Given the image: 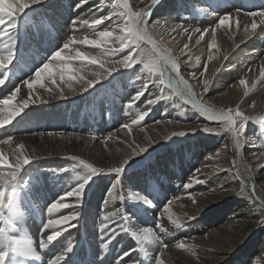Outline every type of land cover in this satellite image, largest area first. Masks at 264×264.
Masks as SVG:
<instances>
[{"label": "bare ground", "instance_id": "obj_1", "mask_svg": "<svg viewBox=\"0 0 264 264\" xmlns=\"http://www.w3.org/2000/svg\"><path fill=\"white\" fill-rule=\"evenodd\" d=\"M131 1L133 4V6L130 4L133 7L131 12H134L142 6H146L150 0ZM181 1H183L182 6L180 5L181 12L184 14H188L192 8L195 11L196 7L198 8L197 11L201 15L200 23L195 26L196 20L194 24L189 23L190 21L187 22L188 20L182 21L178 14L180 8L175 7L176 0H157L153 7L151 6L150 17L152 19L146 28V35L153 42L151 43L152 47L155 44L161 50V54L170 55L177 61L180 73L188 80L192 90L198 94L201 93V99L196 98L214 112L238 108L250 119H257L264 115V76L261 75V70L264 69V25H260L255 32L248 36L244 35L243 30V25L251 22V18L244 16L243 13L264 10V0L255 4L252 2L251 6L247 4V0ZM77 3L79 0H43V3L27 10L34 12L36 18L34 23L25 25L21 20L23 15L19 18L16 32L19 44L15 49L20 48L22 44L23 47L20 58L14 59V61L17 62V66L20 65L21 73H16V79L13 81L20 88L18 94L29 95V91L22 81L34 75L35 70L40 66L41 50L48 54L50 48L54 47L53 50H55L68 41H66L67 38L64 39L67 28H71L68 31L70 32L69 37L83 38L84 35H88L90 38L94 37L92 30L86 26L81 27L79 23L73 26L71 21L74 18L90 20L100 16H111L112 19L105 20L98 30L110 26L116 28L114 21L118 19L123 25L126 19V17H119L120 12L115 14L112 0H88V3L81 8L75 7ZM112 6L114 8L109 9ZM183 7H185V12L182 11ZM38 12L50 18L53 23L54 29L52 28V30L56 36H50L47 44H42L39 39L43 35V29L40 23L41 19H38L37 16ZM225 14H231L233 18L238 17L241 27L237 29L235 23H232L231 28L217 27L219 17ZM183 19L186 18L183 17ZM157 21L160 23L157 24ZM56 27L59 28V30L57 28V33ZM212 28H216V48L209 50L208 44L212 40ZM196 29L201 30L203 38H201V32L195 31ZM205 29L207 31H204ZM22 33L26 34V37ZM56 37L62 43L61 45L55 43L54 38ZM198 40L199 43H197ZM4 42L0 40V45ZM33 43L38 44L37 50L33 48ZM185 44L189 45L188 49H184ZM75 48L92 54H99L101 51L90 46L73 45L72 55L75 54ZM53 50L48 55H52L55 52ZM210 54L214 57L213 60H208ZM18 55L19 53H15V58ZM37 56L39 58L36 61ZM122 57L123 54H117L113 59ZM74 63L77 67L81 66L79 62ZM205 64L208 65L207 72L204 71ZM122 70L123 68H119L117 74ZM94 71L103 72L98 65H84L85 75ZM167 72L176 78L170 68H167ZM146 76V74L141 76L139 90H142ZM206 78L209 81L214 79V82L212 87L209 82L211 87L209 94L203 95V80ZM240 79L246 81L247 95L244 94L245 86L239 84ZM104 80L97 83L94 88L98 89ZM9 81L10 78L5 87L6 94L10 95L17 87L14 84H9ZM44 83L46 87L52 88L53 93H46L43 91L45 88L42 89L39 85H35L34 98L32 99H35L38 94L41 99L48 102L43 104L37 102L30 105L22 117L16 118V122L13 121L5 129H0V140L12 137L11 145L0 144V150H3L6 155L18 144L23 143L25 151L35 159L46 157L53 163V161L61 162L60 159L63 156H79L99 168L107 169L118 166L136 145L146 146V152L130 161L127 166L129 168L130 164H136V161L147 152L171 138L173 133L202 130L205 126H210L199 117L200 113L196 110V113L187 112L189 121L182 118L186 112L182 111V108L175 107L177 101L161 99L155 105H147L148 99H155L161 95V86L157 87L153 84L138 100L141 110L148 112L145 117L147 126L140 131L131 129V134L128 129H121L118 125L108 129L103 118L97 119L87 115L83 120L76 107L78 103L90 101L89 97L92 95L93 88L87 92H80V85L74 83L76 91L69 93L68 89L64 88L67 98L58 99L53 96L58 95V86L63 87L59 79H57V85H52L49 81ZM181 90L186 92L183 85H181ZM198 94L196 95L199 96L200 94ZM8 111L9 109L4 106L5 115ZM137 116L118 114L117 117L124 119L125 123H130L129 121ZM94 119L96 124H99L97 125L99 131L105 134L103 138L93 140L91 135L86 134L87 129H92L95 126L92 124ZM157 121L160 123H156ZM248 128V132L245 131L247 133L243 135L244 142L239 149L235 146L231 132H226L223 136L220 135L221 133L218 135L217 133L204 132L193 137L194 143L186 144L181 148L182 151L186 150L192 159L194 157L197 159L195 164L174 163L178 164L176 170L175 165H170L173 161L169 157H161L147 163L142 170L135 169L127 173L123 177V184H121L120 178V183L116 184L115 188L112 187L115 177L100 182L103 186L102 189L100 188V193L99 189L91 193L87 188L88 184L78 206L76 202H73L75 201L74 197L65 198L62 202L73 207L59 209L51 214V218L58 219L63 215H71L75 211L79 213V217L71 222L75 224V227L68 228L58 240L44 250L39 249V239L42 223L49 216L47 205L60 199L66 190L76 187L77 181L64 178V181L53 182L47 179L33 185L17 205L20 211L18 216L22 214L24 217H22L21 226L17 225L20 228L18 227L16 230V224L11 219L12 225L9 231L13 236L19 235L31 240L41 255V260H28L21 264H47L48 259L60 254L68 243H72L74 248L64 264H117L121 257L124 264H134L136 261H139L140 264H149V258L150 264H155V256L158 254L161 255L165 264H264V261L259 260L264 254V226L258 235L254 234L260 225H263L261 220L264 215H261V211L254 212V199V201L249 197L243 200L235 199V195L242 190L244 184L245 186L249 185L250 189L256 195H260L264 201V148L261 147L264 139L254 127ZM50 132L54 135L49 136ZM77 136L80 138L77 139ZM109 136L112 138L107 141V144L102 143V140ZM146 137L154 142L149 145ZM165 137L169 138L165 139ZM168 148L164 145L161 149ZM182 151H180L181 156L184 154ZM170 153L172 156L178 155L177 148ZM9 159L10 161L12 159L10 155ZM32 165H34L33 162L19 176ZM214 168L231 169V172H216L213 170ZM197 169H200L199 173L196 172ZM193 176L203 180L204 184L195 183L191 188L185 189V181L188 182ZM230 176H238V178H229ZM152 178L159 186L161 184V189L156 188L155 193L154 189L151 193L145 184L147 179ZM98 186L99 184H97ZM109 189H111V193ZM225 189L229 191H225ZM189 193L195 198L196 203L188 199ZM141 196L153 204L149 206L142 201L137 202L136 197ZM106 199L107 203H105ZM124 201L130 202L131 206L123 207ZM168 201H172L170 205L172 219L179 218V226L176 225L174 228L173 231L176 232L169 230L165 234L158 230H161L160 226L163 225V222L170 220L168 214H162L163 207ZM261 205L264 206V203ZM26 211H29L28 217ZM104 216H108L109 219L105 220ZM121 217L129 218L127 226L119 232L115 239L112 240L110 237L104 239L108 232L121 222ZM33 218H40L41 223L35 222ZM102 225H108V229H103ZM146 229L154 237L158 238L159 235L163 241L160 245V241L156 239L141 240L144 243L145 253L141 256L137 241L131 232H138L143 236ZM51 232L52 230H48L44 237L46 238ZM179 242H183L186 248L178 249L176 244ZM104 243L109 244L107 249L102 247ZM162 244H167L168 247L161 253ZM124 252L131 254L123 256Z\"/></svg>", "mask_w": 264, "mask_h": 264}, {"label": "snow or ice", "instance_id": "obj_2", "mask_svg": "<svg viewBox=\"0 0 264 264\" xmlns=\"http://www.w3.org/2000/svg\"><path fill=\"white\" fill-rule=\"evenodd\" d=\"M152 5H154L157 0H151ZM43 3V0H0V40L5 41L0 45V88H3L8 83V69L9 66L15 59V48H16V32L18 28L19 18L26 12V10L34 7L37 4ZM88 3V0H79V3L75 5L76 8L83 7L84 4ZM114 5H120L125 9L124 12L119 13V17H126L123 25L120 24L117 19L114 21L116 28L105 27L103 30H98V26L102 25L105 20H111V16H100L99 18L83 19L74 18L72 20V25L75 26L77 23L81 27L86 26L88 29L92 30L94 37L90 38L88 35H84L83 38L77 36L69 37L68 41L63 44L62 48L56 50L46 62L42 63V66L38 67L34 75L29 79L22 81L29 91V98L23 99L18 103H12L16 100L17 93L20 92V88L17 87L11 92L10 95L3 99H0V129H5L7 125L13 123L17 117H22L26 110L29 109L30 105L36 104L37 102L43 104L47 103V100L41 99L39 95L32 99V94L34 91V86L39 85L41 88H45V91L52 94V88H48L45 85V81H49L52 85H57V79L63 87H57L58 95H54L53 98L66 99L67 96L64 92V88L68 89L69 93L76 91L74 87L75 84H79L80 92H87L89 89L94 88V86L101 80L107 79L119 68L131 69L137 63H142L141 72L147 73L145 77V83L142 86V90L136 92L132 101H138L141 96L148 91L151 85L157 87L164 86L176 95L179 96L185 104L191 105L193 109L200 113V115L207 118L209 122L219 121L223 125L222 131L231 132L232 138L235 142L237 149L241 147L243 143V134L246 130V124L249 121V116L245 115L238 108L236 110L228 109L227 111L221 110L219 112H214L211 108L206 107L197 98L195 92L192 90L191 85L188 80H186L180 73L177 61L173 59L170 55L161 54V50L158 49L155 44L151 52H146L140 47V41L147 39L149 43H153L150 37L146 35V24L150 18V12L145 9L142 12H131L129 10V5L127 0L121 4V0H112ZM239 13V9L237 10ZM244 16L250 17V24L243 25L244 35H251L255 32L260 25H264V10L260 11H248L243 13ZM157 24L160 22L157 21ZM232 23H235L237 29L241 27L239 19L233 18L231 14H225L220 16L218 19L217 27H228L231 28ZM118 28V31H117ZM251 30V31H250ZM195 31L201 32L200 29ZM204 31H207L205 29ZM212 40L208 44L209 50L216 48V28L211 29ZM201 38H203V33L201 32ZM199 43V40L197 41ZM73 45H84L90 46L92 48L100 49L99 54H92L87 51H82L79 48L74 49V55L71 54ZM189 45L185 44L184 49H188ZM128 50L127 55H123L121 59H113L118 53H122ZM183 51V50H182ZM133 53H136L134 56ZM155 56L156 59L152 57ZM214 57L210 54L208 60H213ZM74 62H79L81 66H75ZM92 64L98 65L101 71L90 72L87 75L84 74V65ZM170 68L171 73L175 74L176 78H173L171 74L165 71V69ZM204 71H208V65H204ZM194 75V74H193ZM203 75V73H201ZM261 75L264 76V69L261 70ZM91 77V78H90ZM155 77V79H151ZM209 79L203 80V91L206 93L208 91ZM241 86L246 85L244 79L239 80ZM181 85L184 86L185 91L181 90ZM161 95L157 96L155 99H148L146 101L147 105H155L159 100L165 99L163 95L164 89L161 88ZM245 95L248 94V89L245 86ZM132 101L129 102L128 107L131 108ZM4 106H6L9 111L5 115ZM233 111L235 114L233 115ZM148 112L141 111L135 119L131 120V123H125L121 127L122 129H128L129 134H131V129L133 125H139L141 121L145 120ZM172 123V121H169ZM156 123H160L157 121ZM206 133H216V129L212 127L205 126L202 129ZM35 134V133H33ZM184 132L173 133L172 135H185ZM43 135V133H41ZM49 136L54 135L53 133H48ZM71 135V134H70ZM80 137L77 136V139ZM112 137H105L102 143L107 144V141ZM169 137H165L168 139ZM92 139L95 140L97 137L92 135ZM148 139V144L151 145L154 141L150 138ZM12 137L0 140V144L11 145ZM147 150L146 146L136 145L132 148L131 153L127 154L123 158L118 166L109 167L106 170L104 168L94 167L92 164H87L84 160L78 157H71L73 160H78L79 163L84 165L89 171L83 175L77 177V185L71 190H66L60 199L47 205V213L49 214L46 221H43L40 230L39 239V249L44 250L54 241L58 240L63 232L67 231L70 227H75V224L71 223L79 217L78 212H73L71 215H63L58 219L51 218V214L63 208L73 207L68 203H63L62 200L65 198H75L76 205L78 206L82 201L84 190L90 183L92 177L100 174L112 175L115 177L114 183L112 185L115 188L116 184L120 183V178L124 173L125 168L128 166L129 162L135 157L140 156ZM9 155L11 156V161L9 160ZM35 157L28 154L25 151V144L20 143L15 149L9 154H5L3 150H0V264H21V262L28 260L40 261L41 255L37 252L33 242L29 239H25L19 235L13 236L9 228L12 225L11 214L16 211V207L11 201H8L10 206V214L5 215L3 206L6 202V189L9 188L18 178L19 174L34 161ZM212 159V157H209ZM216 172L228 171L231 169L214 168ZM197 173L200 169L196 170ZM229 178H238L229 177ZM191 183H186L184 185L185 189L192 187L193 183H203L204 181L196 176L191 178ZM225 191H229L225 189ZM111 193V189H109ZM242 194V193H238ZM188 199L196 203L195 198L189 193ZM137 202H143L146 205L151 206V202L145 197H136ZM107 203V199L105 200ZM172 201L165 203L163 207L162 214H168V218L173 224L179 226V218L172 219V213L170 211V205ZM261 215H264V207L261 208ZM105 220H108V216H104ZM192 219V217H189ZM128 217H121V222L117 224L115 228H112L104 239L109 237L113 240L119 234V232L127 226ZM103 229H108V225H102ZM52 230L51 234L47 235L46 238L44 234ZM134 238L137 241L148 240V239H158L154 237L152 233L145 230L143 236L133 233ZM109 244L104 243L102 247L107 249ZM168 247L167 244H162L161 253L164 249ZM178 249H185L186 245L183 242L176 244ZM74 246L72 243H68L66 248H64L60 254L54 255V258H49L47 264H61L68 258V255L72 252ZM130 252H124L123 256H129ZM15 258V259H13ZM117 264H124L123 258H119ZM134 264H140L139 261L134 262ZM155 264H165L161 255L155 256Z\"/></svg>", "mask_w": 264, "mask_h": 264}, {"label": "rangeland", "instance_id": "obj_3", "mask_svg": "<svg viewBox=\"0 0 264 264\" xmlns=\"http://www.w3.org/2000/svg\"><path fill=\"white\" fill-rule=\"evenodd\" d=\"M127 1H128L127 3L129 5V8H130L129 10L130 11L133 10V7H131V6H133V4H131L132 1L131 0H127ZM258 1H261V0H250V1L247 0V4H249L251 6L253 4L252 2H254V4H255ZM122 2L124 3L123 0H121V4H122ZM176 2H177V4L175 5V7L178 6L177 8H180V13H178V14L181 17L182 21L183 20H188L187 22L190 21L189 23H193L194 24V21L196 20L195 21V24H194L195 26L197 25V23L198 24L200 23V21H201V15L198 13V11H197L198 8L197 7H196V11L192 8V9H190L191 11H189L188 14H184L183 12H181V6H182V2L183 1L176 0ZM206 2H208V1H206ZM130 4H131V6H130ZM119 6L118 5H114V7H115V14H118L117 12H124L125 11V9L123 7L121 8V6L120 7ZM151 6L153 7L152 2L150 0L146 4V6H142L139 9L135 10L134 12H142L145 9H148V11L151 12L150 11V10H152L151 9L152 8ZM114 7L112 6L109 9H112ZM255 7H258V6H255ZM183 8L184 9H182V11L184 10V12H185V7H183ZM178 11H179V9H178ZM39 12H38V15L37 16H38V19L39 18L41 19V22L40 23H41L42 29H43L42 30V34L43 35H42V37H39V39L41 40L42 44H47L48 38L50 36L55 37L56 35L54 36V33H53L54 30H52V28L54 29L52 20L50 18H47V17L43 16L42 13L39 14ZM49 16H52V15L49 14ZM174 16H175V14H174ZM183 17L186 18V19H183ZM154 18H156V16H154ZM202 18H205V17H202ZM35 19L36 18L34 16V12H31V11H27L26 10V12L23 14L21 20H22V24L28 25L30 23H34L35 22ZM84 19H87V18H84ZM150 19H152V18L151 17L149 18L148 23L151 21ZM148 23L146 24L147 26H145L146 28L148 27V25H150V23L149 24ZM100 26H102V25H100ZM100 26H98V29H99ZM57 28L58 27L55 28L56 29V33H57ZM70 29L71 28H67L66 29V32H65V35L62 34V35H64V39L67 38L66 41L69 39L70 32H68V31H70ZM58 30H59V28H58ZM22 34H23V36L25 35L24 37H26V34H24V33H22ZM56 38H54L55 43L58 44V45H61L62 43L59 41L58 37H56ZM37 42L39 43V41H37ZM16 44H17L16 46H18L19 42H16ZM32 45H33V48L34 49H36V50L38 49V44L37 43H33ZM22 47H23V44H22V46L20 48L15 49V53H19V55L17 56V58H15V60H17L18 58H20V52L22 51ZM140 47L142 49H144L146 52H151V50L153 48L152 45H151V43H149L146 39L140 41ZM60 48H62V45H61V47H59V48H57L55 50H53L54 47H52V48L49 49L48 54L52 50L54 52L56 50H59ZM127 52H128V50H125L124 52L118 53V54H123L124 55ZM48 54L45 53V51H42L41 50V58H40L41 62H40V66H42V63L43 62H46L47 59H49L51 57V55H48ZM133 55L135 56L136 53H133ZM22 58L25 59L24 57H22ZM38 58H39V56H37L36 61L38 60ZM152 58L153 59H156L155 56H153ZM19 66H17V62L16 61H13L12 64L9 66V69H8V80L10 78L9 84H14L13 81L16 79V73H18V72L21 73V70L19 69ZM142 66H143L142 63H137V64H135L133 66V68H131V69H123L122 70L123 72L121 71L118 74H117V71H116V73L114 72L111 76H109L107 79H105L101 83V86L98 89L93 88L92 89L93 90L92 95H90V97H89L90 98V101L89 102L78 103L76 105L78 111L81 113V116H82L81 118L84 120V118H85L84 116H87V115L89 117H96L97 119L103 118L104 121H106V126H107L106 128L111 129L114 125H118V127H120L122 129L121 126L123 124H125V120L124 119H118V117H117L118 114L119 115H122V116L129 115L131 117L133 115L134 116H137L139 114V112L142 111L141 110V106L139 105V101H132V98L135 96L136 92L139 91V89H140V87H139L140 86L139 81L141 79V76L144 75V74L147 75V73H143V72L140 71L141 68H142ZM165 71L167 72V69H165ZM154 79H155V77H153V80ZM211 80L212 81H210V84H211L210 86L212 87L213 82H214V79H211ZM14 86H16V84H14ZM210 86L208 87V91H207L208 93L207 92L206 93L203 92V95L209 94V92L211 91V87ZM161 88L164 89L163 95L166 97L165 99H162V100L163 101H172V100L173 101H177L175 107L176 108H182V111L186 112V114L183 115L182 118H186V121H189L190 120L189 119V114H187V112L190 111L192 113H196L195 109H193L191 107V105L185 104L184 101L181 98H179V96H176L171 91V89H168V88H166L164 86H161ZM133 89H134V91H133ZM43 91L46 92V93H48L47 91H45V89H43ZM6 93H7L6 87L1 88L0 89V99H3V98H5L6 96L9 95V94H6ZM185 93H187V92H185ZM195 93L198 94L197 92H195ZM199 94H198L199 96L196 95V97L199 98V99H201L200 98V97H202L201 96V93H199ZM27 95L28 94L22 95L20 93L19 94L17 93V98L14 101V103H18L19 101H21L23 99H28L29 98V95L28 96ZM32 98H34V94H32ZM130 101H132L131 108L128 107V104H129ZM199 117L202 118L207 123H209L210 126H208V127H215L216 130L221 129V130H219V132L216 131V133L218 135L220 133H221L220 134L221 136H223V135L226 134V132L222 131L223 125L221 124V122L215 121L213 123V122H209L207 120V118L204 117V116H202V115L201 116L199 115ZM14 122H16V120H14ZM129 122L131 123V121H129ZM145 122H146V119L144 121H141L138 126L137 125H133L132 126V129L138 130V131L143 130L147 126V124ZM92 124H95V126L92 129L91 128L87 129L86 134L91 135V136L92 135H95L97 138H103L105 134H103V133H101V131H99V127L97 126L99 124L98 123L96 124L95 119L93 120V123ZM248 127H250V128H253L254 127V129L256 130V132H258L259 135L262 137V139H264V115L257 117V119L256 118H254V119L251 118L250 119V122L249 123L247 122V124H246V130L245 131H247L249 129ZM247 132H245V133H247ZM184 133H186V134L185 135H182V136H179V135H173V136H171V138H169L168 140L164 141L162 144H159L158 146L154 147L152 150H150L149 152H147L143 157H141V159H139L138 161H136V164H133V165L130 164L129 165L130 166L129 168L126 167L127 169L124 170V173L121 176V184H123V180H124L123 177L127 173H129V172H131V171H133L135 169L142 170L143 168L146 167L147 163L152 162L153 159H160L161 157H169V159L171 161H173V163H171L170 165H175V169L177 168L178 164H174V163H178V162H188V163L195 164L197 159L195 157L192 159L191 155L188 154L186 150L182 151L181 148H182V146H184L186 144H191L192 142L194 143L193 137L198 136V135H201L202 133H204V131L203 130H195V131L184 132ZM245 133L243 135H245ZM261 141L262 140H260V142ZM188 142H190V143H188ZM243 142H244V140H243ZM164 145L165 146H168L169 148L168 149H165V150L161 149L162 147H164ZM262 146L264 148V142L261 145V147ZM175 148H177V154L178 155L172 156V154L170 152L172 150H174ZM180 151H182V154L184 153L182 156H181V152ZM71 157H73V156H63L60 159L61 162H54L53 161V163L50 162V161H48V160H51V159L46 158V157L45 158H37V159H34V161H33V164L34 165H32L30 168L26 169L25 172L23 174H21L17 178V180L12 185L9 186L8 189H6V202H5L2 210L4 211V213H5L6 216L10 214V206H9L8 201H11L12 204L16 207V211L13 212L11 214V217H10L14 221V224H16V226H15V227H17L16 230H18V227L21 226V221H22V217H23L22 214L20 216H18L20 211L18 210L17 205H18V203L21 202L22 197L26 195V193L29 191V189L31 187H33V185L42 183L44 180H47V179L49 181L56 182V181H61V180H63L65 178L66 180L69 179L70 181H73L74 180L76 182L78 176H83V175H85L89 171V169H87L84 165H82V164L79 163V159L84 160L87 164H92L90 161H88V160H86V159H84L82 157H79V156H75V157H78L79 158L78 160H73V159H71ZM92 165L94 167H97L94 164H92ZM97 168H99V167H97ZM62 175H63V177H62ZM111 177L113 178L114 176L107 175V174L96 175V176L92 177V179H91V181L89 183V186L87 188L90 189L91 193H92V191H96L97 189H99V193H100L101 192V189L103 187L100 184V182L105 181L107 179H111ZM191 182H192L191 180H189L188 182L185 181L184 185L186 183H191ZM77 183H78V181H77ZM97 184H99V186H98L99 188L97 187ZM145 184L147 185V188H148L149 191H151V193H152V190L153 189H154L153 190L154 193L156 192V188L161 189V184L159 186L157 184V182L154 180V178L147 179L146 182H145ZM193 184H195V183H193ZM250 188L251 187L249 185L248 186H245L243 184L242 185V190L238 192V193H242V194H238L237 193L235 195V199H237V200H243V199H246L247 197H249L252 201L255 200V202H253V203H255L254 204L255 205V207H254V210L255 211L254 212L257 213L258 211L261 210L262 207H264V206L261 205V204L264 203V201L261 199L260 195H256L254 193V191L251 190ZM96 196H98V194H96ZM258 197H260V198H258ZM154 198H156V196H154ZM259 200H262V202L261 201L259 202ZM73 202H76V201H73ZM257 202H259V203H257ZM257 205H259V206H257ZM127 206H131V203L130 202H127V201H124L123 202V207H127ZM32 209H33V207H32ZM132 210H133V208H132ZM26 216L27 217L29 216V211H26ZM263 218H264V216L262 217V220H261V221H263V225L262 226L260 225V227L254 233L255 235H258L260 233L262 227L264 226V219ZM33 220L35 222L38 221L39 223H41L40 218L39 219L38 218H33ZM162 224L163 225L160 226L161 227V230H158L159 232L163 231L161 233H164L165 232V234H167L166 231H169V230H170V232L171 231L172 232H176V231H173L174 228H176V224H173L171 222V220H169L168 222H163ZM17 225H19V226H17ZM133 233L134 232H131V235L132 236H133ZM135 233H138V232H135ZM133 238H134V236H133ZM156 240L160 241V245H161V241H163V240H161V237L159 235H158V239H156ZM137 245H138L137 247H138V250H139L140 255L143 256L145 254L144 253V247H143L144 246V243L140 240V241H137ZM259 260L260 261H264V254H262V256L259 258ZM149 264H150V258H149Z\"/></svg>", "mask_w": 264, "mask_h": 264}]
</instances>
